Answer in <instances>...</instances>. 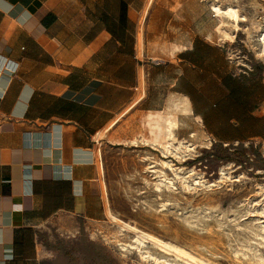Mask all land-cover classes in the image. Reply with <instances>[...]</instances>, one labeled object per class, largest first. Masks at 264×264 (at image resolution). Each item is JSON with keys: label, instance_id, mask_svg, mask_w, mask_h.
<instances>
[{"label": "crops", "instance_id": "1", "mask_svg": "<svg viewBox=\"0 0 264 264\" xmlns=\"http://www.w3.org/2000/svg\"><path fill=\"white\" fill-rule=\"evenodd\" d=\"M202 2L0 0V264H90L81 226L108 217L115 157L158 114L177 113L179 138L197 123L249 137V115L264 116L237 119ZM202 72L223 89L215 103L193 89Z\"/></svg>", "mask_w": 264, "mask_h": 264}, {"label": "rangeland", "instance_id": "2", "mask_svg": "<svg viewBox=\"0 0 264 264\" xmlns=\"http://www.w3.org/2000/svg\"><path fill=\"white\" fill-rule=\"evenodd\" d=\"M202 3L208 9L209 25L217 28L214 39L225 56L219 67L228 73L225 92L228 87L237 119L243 120L245 108L264 116V53L260 51L264 0ZM214 5L223 10L233 6L241 17L232 18L225 12L217 14ZM206 74L202 72L193 89L207 91L211 103H215L223 89L215 84L214 77ZM217 88L220 93L215 92ZM247 120L249 137L230 142L215 138L200 123L192 125L193 136L159 137L162 142L177 143L182 139L193 142L195 151L182 160L174 158L163 144L156 142L154 148L148 145L158 136L152 126L150 138L144 130L140 138L132 141L142 143L136 147L139 150L132 151L134 155L129 151L117 154L116 162L121 161L125 170L117 168L118 188L111 191L109 215L81 226L79 244L85 252L90 245V264H158L152 258H143L135 247L127 250L122 247L123 243L135 244L134 231L123 228L122 221L177 243L194 256H181L148 241L157 256L177 264H264V217L260 214L264 210V132L261 135L258 132L264 127V117L249 115ZM146 156L152 158L146 160ZM161 160H172L185 170L193 168L194 176L203 179L208 187L199 186L189 193L174 178L179 192L164 189L163 195H158L152 184L158 173L149 171L148 162L174 177L171 170L161 165ZM222 170L229 174L227 178L221 177Z\"/></svg>", "mask_w": 264, "mask_h": 264}, {"label": "bare ground", "instance_id": "3", "mask_svg": "<svg viewBox=\"0 0 264 264\" xmlns=\"http://www.w3.org/2000/svg\"><path fill=\"white\" fill-rule=\"evenodd\" d=\"M213 8H214L213 10L217 14L224 15L223 12H225V14H227L228 16H231L232 18L240 19V17H241V15L239 13L240 11H238V9L233 7V6H229L226 10H223V8L220 7L219 5H214ZM241 20H243V19H241ZM223 31L226 34H228V32L226 30L223 29ZM260 51H262L264 53V34L261 37V49H260ZM197 120H201V118L199 116H197ZM150 122H151V118H150ZM177 125H178V115L176 112H171V113L165 114V115L160 113L157 116H155L154 124L152 125V128L154 129V132H156L158 136H157V138L154 139V141H152V143L156 144V142H157V144L158 143L163 144V147L166 149V151L170 152L174 156V158H178V159L182 160V159H185V157L187 155H190L195 151L196 146L194 145L193 142H191L190 140H183L184 138L182 140H177V143H173V142H171V140L162 142L161 139H159V137H173V136H175L176 135L175 128L177 127ZM194 134H195V132H192L190 135L193 136ZM144 141L147 142L148 140L144 139ZM150 158H152V157L151 156L145 157L146 160L150 159ZM148 164H150L148 166L150 172H157L158 173L156 176H154L155 180L152 181V184H153L154 190L157 191L158 195H160V196L163 195L162 192H164V189L174 191L175 193L179 192V190H178L179 187L176 186L175 181L179 182L180 187H182L184 190L188 191L189 193H192L193 190L197 189L199 186L208 187V184L206 185L205 181L203 179H198L197 177L194 176L195 171L193 168L185 170L184 167L176 166L174 164V162H172V160H161V165L168 168L169 170H171L172 173L174 174V177H171L169 175V173L167 171H165L162 167L161 168H159V167L155 168L156 165L152 164V161H149ZM221 175H222L221 177L226 175V178H227V176H229V174L224 172V170H222ZM174 178H175V181H174ZM224 178H225V176H224ZM262 209H263V207H262ZM260 214H262V217H264V210L261 211ZM112 217H113V219H117V217L115 215H112ZM122 222L123 223L121 226L123 228L130 229V230L134 231L133 238H134V243H135V244L129 243V244H125V245L123 243L122 247L124 249L127 250V249L135 247L143 258H146V259L152 258L158 264H177L176 262L170 260L167 257L157 256L150 249V246L148 245V241L150 240L152 242V244L159 246L164 250L172 251V252H175L179 255L182 254V255L194 258L192 253L188 252L186 249H184L182 246L178 245L177 243L162 239V238L156 236L155 234L150 233V232L145 231V230H142V229L138 228L137 226H134L133 224H130L126 221H122ZM262 229L264 230V227H262ZM262 237L264 239V236H262ZM201 261H202V263H204V261L202 259H201Z\"/></svg>", "mask_w": 264, "mask_h": 264}]
</instances>
